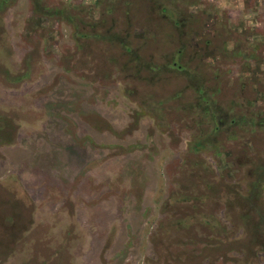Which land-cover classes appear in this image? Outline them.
<instances>
[{"label": "rangeland", "instance_id": "1", "mask_svg": "<svg viewBox=\"0 0 264 264\" xmlns=\"http://www.w3.org/2000/svg\"><path fill=\"white\" fill-rule=\"evenodd\" d=\"M99 1L43 4L80 7L95 23ZM104 1L122 6L112 31L140 57L187 70L154 79L119 48L78 41L62 16L36 15L31 0L0 14V264H264V208L224 197L227 185L248 191L238 158L264 164V129L194 152L211 126L191 76L221 89L208 110L227 122L264 112V0H176L180 33L145 15L148 0Z\"/></svg>", "mask_w": 264, "mask_h": 264}, {"label": "trees", "instance_id": "2", "mask_svg": "<svg viewBox=\"0 0 264 264\" xmlns=\"http://www.w3.org/2000/svg\"><path fill=\"white\" fill-rule=\"evenodd\" d=\"M17 0H0V14L4 12L10 5L15 3ZM32 5L34 7L35 13L38 16L42 17H49V18H60L62 16V20L66 21L71 27L75 30V37L78 41H103L105 43H108L112 47L119 48V50H122L123 55H128L130 61H136L139 64L138 70L142 69L145 72L152 73L154 79H157L156 77L158 74H162L164 71H172L177 70L178 72H184L187 70V67L183 63H178L176 60L171 64H166L163 67H158L157 65L147 62L144 58L139 56L138 49H135L128 41V37L123 36L120 33H114L115 30V20L113 22H109L111 19V14L114 10L121 8L122 6L117 5L118 3H111L107 6V4H101L106 1L100 0L99 4L97 6L103 5L102 10V16L101 19L98 21H95V23L91 22L86 17V12L84 9L78 7L74 12L70 11L67 8H46L43 4V0H31ZM150 2L149 7L146 5L148 3H143V7L145 8L146 12L145 15H148L152 17V15H156L158 20L160 22H167L173 25V27L180 33L181 29L183 27L181 24V21L179 20V17L182 13L177 11L176 7V0H148ZM124 7V15L125 17L130 18L133 10V5L131 3L126 2L125 4H122ZM181 10V9H180ZM108 16V17H105ZM112 21V20H111ZM109 23V24H108ZM104 30L103 32H98V28ZM83 28H89L91 29L92 33H84L82 30ZM183 30V29H182ZM127 33V32H126ZM82 49L81 45L79 47ZM183 49H178L175 53L176 59H182L184 56ZM241 55L240 51L234 52V57H238ZM180 61V60H179ZM130 71V69H128ZM133 74V73H132ZM195 73H192L191 76L193 77L194 83H193V89L197 93L198 101L197 106L204 112V117L209 118L211 126L210 133L207 136L199 135L198 137H195L194 143H193V151L196 153H200L201 151L206 150L211 146V148L216 150V145L218 142L219 136H225L226 133H229L230 135H235L237 132L247 134L249 130L252 132H256V130H263L264 129V112H255V113H249L246 112L244 109L237 110V113L232 116L230 121H225L224 116L222 115V108L219 110L213 111V113L208 110L211 106H213L217 100L215 99L219 93H221V89L215 86H206L204 82L201 80V76L194 75ZM137 76V74L135 73ZM155 75V76H154ZM141 80H144L142 78ZM148 80V79H145ZM202 82H201V81ZM149 81V80H148ZM216 89H213V88ZM182 92L175 96V98L181 97ZM215 97V98H214ZM243 101H245L243 99ZM164 104V102H161ZM160 103V105H161ZM161 113V109L159 110ZM185 113V112H183ZM166 120V118H165ZM240 135V134H239ZM235 139L237 138L234 136ZM239 167L244 168L245 166H248L245 170L248 175V181L246 189L248 190L245 194H240L238 191V187L234 185H227L226 191L228 195L224 196L229 202L228 205L230 208L235 207L237 202H243V211L245 210L248 212V210L253 211L252 209L255 208H264V198H263V192H264V164H259V170L255 166H249L250 158H238L237 160ZM248 162V163H247ZM261 165V166H260ZM203 166V165H202ZM196 166L194 165V168ZM206 167H204V170ZM206 171V170H205ZM252 181V182H251ZM210 194L211 198L217 197L218 193L215 190V188L211 185L210 186ZM239 195V196H238ZM223 197V198H224ZM246 199V201L242 200ZM242 204V203H241ZM252 209H251V208ZM246 221H250V218H245ZM250 224V222L248 223ZM247 224V225H248ZM211 228V227H210ZM253 231V229H252ZM253 232L251 233V235ZM255 234V233H254Z\"/></svg>", "mask_w": 264, "mask_h": 264}]
</instances>
